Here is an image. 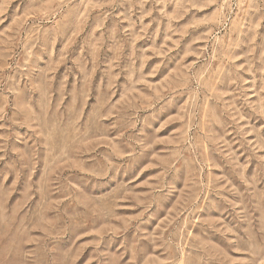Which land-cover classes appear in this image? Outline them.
Returning a JSON list of instances; mask_svg holds the SVG:
<instances>
[{
  "label": "rangeland",
  "instance_id": "rangeland-1",
  "mask_svg": "<svg viewBox=\"0 0 264 264\" xmlns=\"http://www.w3.org/2000/svg\"><path fill=\"white\" fill-rule=\"evenodd\" d=\"M0 264H264V0H0Z\"/></svg>",
  "mask_w": 264,
  "mask_h": 264
}]
</instances>
